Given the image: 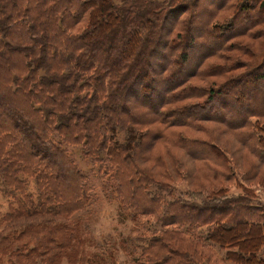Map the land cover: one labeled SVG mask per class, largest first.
<instances>
[{
	"label": "trees",
	"instance_id": "1",
	"mask_svg": "<svg viewBox=\"0 0 264 264\" xmlns=\"http://www.w3.org/2000/svg\"><path fill=\"white\" fill-rule=\"evenodd\" d=\"M259 1L257 18L244 16L239 33L246 35L264 22V0ZM199 2L0 0V196L8 199V209L0 212V256L9 264H60L62 259L81 264L86 253L81 217L93 187L76 165L77 157L91 160L92 168L107 177L111 192L132 209V217L160 223L144 237L137 263L196 264L203 249L214 244L226 248L223 261L264 264V203L244 204V186V195L202 204L176 195L173 188L183 168L174 155L178 149L199 165L205 184L198 183L212 193L204 201L228 192L236 164L214 137L216 131L231 135L264 165V97L260 109L241 110L236 120L231 118V101H225L229 92L237 104L252 97L248 90L240 91L242 78H229L226 91L211 85L210 95H220L226 106L221 120L225 128L206 133L204 125L194 127L187 115L171 109L163 76H151V59L160 47L166 50L160 71L167 75L176 67L177 44L166 28ZM250 36L262 38L264 29ZM102 42L109 44L102 47ZM181 56L185 62L188 53ZM260 68L246 73L253 75L247 81L251 85L264 83V66ZM207 71L200 62L171 90L186 87ZM146 79L164 85V100L156 105L129 98L136 87H153ZM259 120L260 126L255 124ZM200 121L217 120L210 116ZM191 127L205 136L190 134ZM195 174L194 180L185 176L190 186L197 185Z\"/></svg>",
	"mask_w": 264,
	"mask_h": 264
},
{
	"label": "rangeland",
	"instance_id": "2",
	"mask_svg": "<svg viewBox=\"0 0 264 264\" xmlns=\"http://www.w3.org/2000/svg\"><path fill=\"white\" fill-rule=\"evenodd\" d=\"M186 1L188 0H184V2ZM218 1L200 0V6L189 7L188 10L181 12L177 20L171 25L172 27L166 28L171 29V37L174 38L177 44L176 51L179 62L176 63V67H174L172 72L166 75V73L164 74L163 71H160V65L166 62V57L161 54L162 52L166 53L164 47H160L159 53L151 59L152 67H150V69L153 68L150 71L151 76L155 78L163 76L162 84H164V81L167 82L165 92L171 95L166 96L165 99L172 100L170 103L171 109L179 116L185 117L187 115L194 127L199 123L204 125L203 129H205L206 133L213 127H218L220 130H222L221 127L225 128L221 124V120L222 113L226 111L224 109L226 106L222 105L221 100L223 99L219 98L220 95L217 93L210 95L211 85H214L213 88L215 90L221 88L222 91H226L229 78L243 79L240 91L248 90L252 95L250 99L246 98L245 102L237 104L232 102L234 98L231 92L224 96L226 102L231 101V118L234 120L237 119L240 112L242 113L241 110L250 107L255 110L260 109V103L264 97V83L251 85L247 81L253 75L250 74L245 77L246 73L250 72L251 69L256 67L261 71L262 68L260 67L264 66V37L250 38L252 31L264 29V22L260 23L259 21L246 32V35L239 33L240 27L243 26L241 24L246 20L244 16L257 18L254 14L260 1L223 0L225 4L221 5L216 3ZM245 3H251V5L246 8ZM233 20H235L234 26L226 28L231 27L230 22ZM214 24H217V26L214 27ZM200 32H204L205 37L200 38ZM205 32L208 33L206 34ZM200 42H204V48ZM244 42L249 44L250 47H245ZM108 44V42L101 43L102 47H106ZM246 48H248L249 52H245ZM168 51L171 61L173 49L170 48ZM183 52L188 53V58L185 62L181 61ZM199 54L204 56L202 57ZM200 62L201 68L208 69L206 76L199 75L193 78L191 83L187 81L189 84L186 87L181 88L180 85L178 88L171 90V88L180 84L174 83L182 78L184 73L191 68L197 67ZM113 64L117 66L115 60ZM145 83L151 84L153 87L144 86L143 92L140 87H136V91L133 94H129V98L132 101H141V104L144 101L153 105L164 100V98L161 100L164 85H159L156 81H151L150 79H146ZM190 85H192L191 88ZM126 90L124 91L126 92ZM187 93H190L191 96L184 98V94ZM133 95L136 97H133ZM0 103H2V100H0ZM3 107L6 111L9 110L8 106ZM210 116L217 120L213 121L214 124H211V121H200L202 118ZM257 119L252 117L253 121ZM255 124L260 126V120ZM193 129L191 127V130H189L190 134H198V137L205 136L204 133L198 130L193 131ZM213 133L217 141L228 148V152H230L236 164V166L233 165V178L228 184V192L223 196L215 197L213 200L208 198L204 201V196L212 195V193L205 191V189H202L203 185H200V183L205 184V182L201 179L203 176L198 168L199 165L183 151L173 149L174 155L176 154L183 163L182 170L179 169L181 177L173 181L175 194L197 204L219 200L227 201L231 198L230 196L244 195L242 185L246 188L245 194L247 195L243 200L244 204L253 206L256 204L258 206V202L264 203V165L248 150L242 148L231 135L219 134L217 131ZM90 161L86 158L77 157L76 163L84 173L88 174V181L93 187L92 201L82 211L81 217L84 228L86 227V246L84 250L86 253L82 257L81 264H141V261L137 263L134 258L141 252V245L146 242L144 237L148 236L152 229L159 227L160 225L158 224L160 223L154 219L147 220L142 218L140 221L137 217H132V209L116 200L114 192H111L113 189L107 177L102 176L97 169L92 168V162ZM151 163L152 161H148L147 164ZM194 172L197 175V185L192 184L190 186L185 176H189L192 179ZM154 189H156V185H154ZM199 189L202 190L200 191ZM156 192H158V189ZM7 203L8 199L0 196V212L7 208ZM76 215L78 217L79 215L81 216V212ZM3 227L4 224L0 223V229ZM213 245L203 249L204 257L200 263L196 264H229V260H222V257L225 256L226 248L218 245L213 247ZM8 261L6 256H0V264H9ZM60 264L68 263L66 259H62Z\"/></svg>",
	"mask_w": 264,
	"mask_h": 264
},
{
	"label": "crops",
	"instance_id": "3",
	"mask_svg": "<svg viewBox=\"0 0 264 264\" xmlns=\"http://www.w3.org/2000/svg\"><path fill=\"white\" fill-rule=\"evenodd\" d=\"M230 262H232V261H229V264H238V263H235V262L234 263H230Z\"/></svg>",
	"mask_w": 264,
	"mask_h": 264
}]
</instances>
